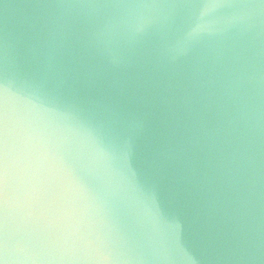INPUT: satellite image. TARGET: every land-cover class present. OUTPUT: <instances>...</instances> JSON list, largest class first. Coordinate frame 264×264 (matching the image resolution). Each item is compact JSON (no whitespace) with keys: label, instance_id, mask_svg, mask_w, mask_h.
Here are the masks:
<instances>
[{"label":"clouds","instance_id":"9594fccd","mask_svg":"<svg viewBox=\"0 0 264 264\" xmlns=\"http://www.w3.org/2000/svg\"><path fill=\"white\" fill-rule=\"evenodd\" d=\"M0 264H264V0H0Z\"/></svg>","mask_w":264,"mask_h":264}]
</instances>
